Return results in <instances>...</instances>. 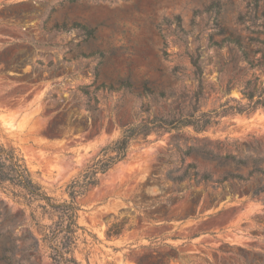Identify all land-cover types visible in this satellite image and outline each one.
<instances>
[{
    "label": "rangeland",
    "instance_id": "1",
    "mask_svg": "<svg viewBox=\"0 0 264 264\" xmlns=\"http://www.w3.org/2000/svg\"><path fill=\"white\" fill-rule=\"evenodd\" d=\"M15 4L18 20L0 26V59L30 48L24 73L31 82L0 75V144L17 148L59 203L124 125L214 117L201 133L188 127L133 141L127 159L99 175V185L78 199L85 231L74 247L77 262L264 264V107H252L264 103V69L248 65L230 42L239 40L254 66L264 64V0H0V9ZM49 15V28L67 22L83 29L44 32ZM247 80L257 90L253 104L242 94ZM122 81L135 93L99 92V111H87L80 89ZM64 110L69 120L89 119L88 130L53 134L50 124ZM176 147L191 151L186 164L222 184L185 182L173 192L164 176L181 165ZM34 207L0 185V264H53L50 248L38 242ZM125 219L124 232L108 238L109 227Z\"/></svg>",
    "mask_w": 264,
    "mask_h": 264
},
{
    "label": "trees",
    "instance_id": "2",
    "mask_svg": "<svg viewBox=\"0 0 264 264\" xmlns=\"http://www.w3.org/2000/svg\"><path fill=\"white\" fill-rule=\"evenodd\" d=\"M11 20H18V4L11 6L4 5L0 9V26L4 22ZM51 21L52 15H49L42 27L44 32L62 33L68 32L71 29H83L78 23H74L71 28H68L67 22L63 25L56 23L53 27L49 28ZM230 42L239 48L240 52H242V58L248 65L264 69V64L262 63L257 66L253 65L249 60L250 54L244 49L239 40H230ZM15 49H18V47H15ZM24 49L26 52L21 53L19 56L17 53L10 62H5L0 59V75L4 74L12 77V73L15 75L19 74L24 81L31 82V74L24 73V69L30 63V48ZM200 70L201 68L198 67V71ZM119 84V87L116 88L114 84L107 85L103 82L96 85L95 82V84L90 86H95L93 93L90 92V87L80 89L88 100L87 111L92 115L99 111V100L96 96L99 92L127 91L129 93H135L133 84L126 81H122ZM244 87L242 91L244 98H247L250 104H253L257 96V90L252 89V80L244 82ZM152 94L154 95L155 92H152ZM137 96L142 98V94H138ZM260 96L261 94L258 95V98ZM260 104L264 107V103H261L260 100L254 103L253 106L250 105V107L252 106L254 108ZM213 118V113H204L197 117L195 113H192L179 117L173 115L170 118L153 117L143 119L138 124L124 125L121 137L103 147L88 162L86 168L79 176L68 185L66 190L69 195V200L63 203H59L46 193L44 188L34 178L33 172L17 148L0 144V185H9L17 189L18 199H22L29 207L35 205L32 208V219L42 234V238L38 239V242H43L50 248V257L53 264H79L73 255L74 247L79 239V231H85V229L78 222L80 211L78 199L84 196L90 188L99 185V175L108 173L114 166L125 161L133 141L139 138L146 140L152 132L180 133L188 127H193L195 132L201 133L212 124ZM92 126L96 128V120H94ZM71 127L75 129V133L87 131L89 128V119L85 118L82 121L69 120L68 111L64 110L58 113L50 124L51 132L61 136ZM176 148L181 165L178 169H173L164 176V181L172 184L173 192H178L176 188L185 182L188 183L189 188L202 185L208 187L217 183L222 184L220 181H214L209 173H201L197 163L186 164V159L192 156L191 151L183 152L178 147ZM45 219H48L51 223H43ZM127 224L128 220L126 219L121 223L113 224L107 231V237L120 236L126 229ZM176 258L173 255L168 260L175 261ZM152 262V264H160L164 262V258H155ZM140 264H144L143 261H140Z\"/></svg>",
    "mask_w": 264,
    "mask_h": 264
}]
</instances>
